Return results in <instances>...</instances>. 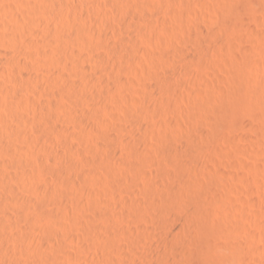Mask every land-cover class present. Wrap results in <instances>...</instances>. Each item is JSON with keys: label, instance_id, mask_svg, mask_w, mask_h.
Here are the masks:
<instances>
[{"label": "bare ground", "instance_id": "6f19581e", "mask_svg": "<svg viewBox=\"0 0 264 264\" xmlns=\"http://www.w3.org/2000/svg\"><path fill=\"white\" fill-rule=\"evenodd\" d=\"M253 24L264 0H0V264H258L228 196L264 146Z\"/></svg>", "mask_w": 264, "mask_h": 264}, {"label": "rangeland", "instance_id": "374dc122", "mask_svg": "<svg viewBox=\"0 0 264 264\" xmlns=\"http://www.w3.org/2000/svg\"><path fill=\"white\" fill-rule=\"evenodd\" d=\"M83 1V0H82ZM195 8H196V10H198L197 12H200L201 14H205L206 13V11L202 8V6H200V7H196L195 6ZM122 22V21H121ZM124 23V22H123ZM122 23V24H123ZM254 25V27H255V29L257 30V31H259V32H263V37H264V27L262 26L261 27V25H258L257 27H256V24H253ZM261 29V30H260ZM262 37V41L264 42V38ZM220 45V44H219ZM188 52H189V50H187ZM263 58V59H262ZM258 59V60H257ZM256 60L257 61H259V64H260V69L259 70H257V71H255L254 73H252L251 74V79H249V81H250V84H245L244 82H241V81H239V88L240 87H242L241 89H243V87H245V89H246V87H247V85H248V87H251V88H253V89H259V87L258 86H261V84H262V86H264V53L262 54V53H260L258 56H256ZM172 67H173V65L171 64H169L168 65V69H169V71H174V68L172 69ZM220 73V71H218V73L217 74H219ZM112 74V72H110V75ZM221 74H224L223 72H221ZM219 76L220 77H223L224 75H220L219 74ZM177 78H178V76H177ZM181 78V79H180ZM184 78V77H183ZM260 78V80H258ZM180 80H184V79H182V76H180L179 77V79L177 80L176 79V77H175V81H180ZM259 81H261V82H259ZM256 82H259V83H257L256 84ZM245 84V85H244ZM259 84V85H258ZM249 85H251V86H249ZM258 85V86H257ZM260 89H261V87H260ZM21 93H22V91H20ZM122 115V113H119V116H121ZM122 117V116H121ZM22 123H24V121L22 120ZM23 129H25V126H23ZM33 129L34 130H37L36 128H34L33 127ZM32 129V127L31 128H29V130H33ZM245 131H247V132H245L244 133V131L241 133L242 135H248L249 136V133L250 132H252V131H250V130H245ZM249 132V133H248ZM251 135V134H250ZM253 135H255L254 133L251 135V136H249V139H251V137H252V139L251 140H249L248 138H247V140L249 141H247L245 138V140H239V141H237V145L238 146H240V147H242L241 148V152H239V155L237 156V159L239 160H241L242 162L241 163H245V165H243V166H239V169H238V171H237V169L235 170H233V171H235L236 173H239V175L241 176H243L245 179H246V181L248 182V183H252V184H248V188L247 189H250V190H252L253 188V190H252V192L255 194H253L252 192H247L246 191V193H247V195L245 194V193H237V192H234V194L232 193L231 194V191L228 193L229 195V198L230 199H232V200H237L239 203H242V204H245V203H243V201L244 200H246V202H254L253 200L255 199V200H257L256 201V206H255V210L257 211L256 213L257 214H259V218L262 220L260 223L262 224H264V146L262 147V145L261 144H259L258 143V141H257V139H255L256 137V135L255 136H253ZM45 138L46 137H44V138H42V142H44L45 141ZM47 140H48V138H47ZM49 141V140H48ZM48 141H45L46 143L48 142ZM251 141V142H250ZM50 142V141H49ZM48 142V143H49ZM257 142V143H256ZM50 143H52V142H50ZM54 144V143H53ZM57 145V144H56ZM56 145H54V147L56 146ZM224 147H226L227 145L225 144L224 145V143L222 144ZM243 145V146H242ZM257 145V146H256ZM260 145V146H259ZM249 146V147H248ZM56 147H58V149H59V146H56ZM57 149V148H56ZM245 149V150H244ZM250 149V150H249ZM252 150V151H251ZM257 150V151H256ZM49 158H51V161H50V159H48L49 160V162H50V164H55V162H53L54 160V154H51V156L49 157ZM225 162H227V160L225 161ZM228 164H229V162H227ZM251 164V165H250ZM227 165V164H226ZM250 165V166H249ZM260 165V166H259ZM245 166H247V167H245ZM252 168L251 170L249 169V168ZM229 168H232V167H230L229 166ZM254 168V169H253ZM240 169H242L241 171H240ZM244 169H246V170H244ZM249 169V170H248ZM232 170V169H231ZM248 170V171H247ZM251 172V173H250ZM49 174H51V173H49ZM52 175V174H51ZM252 175V176H251ZM71 175L70 174H67L66 175V177L67 178H69ZM254 183H255V185H254ZM250 187V188H249ZM256 188V189H255ZM259 192V193H258ZM237 193V194H236ZM249 193V194H248ZM240 194V195H239ZM232 195V196H231ZM238 195V196H237ZM243 195V196H242ZM244 195H246V196H244ZM250 195V196H249ZM253 195V196H252ZM257 195V196H256ZM263 195V196H262ZM253 198H252V197ZM235 197V198H234ZM251 197V198H250ZM259 197H261V198H259ZM234 198V199H233ZM238 198V199H237ZM240 198V199H239ZM250 198V199H249ZM243 201H242V200ZM252 199V200H251ZM242 202H241V201ZM245 202V201H244ZM262 202V203H261ZM247 204V203H246ZM258 205V206H257ZM260 205V206H259ZM240 207V206H239ZM237 208L238 209V211H237V209H234L233 208V212H234V215H239V216H241V214L243 213V209L241 208ZM259 207V208H258ZM258 208V209H257ZM240 210H241V212H240ZM236 215V216H237ZM262 216V217H261ZM262 229V230H261ZM260 231H261V234H259L258 236H259V239H258V241L256 242V245H257V248H259V251L261 252V255H260V252H259V254L257 255V259H258V264H264V247H262V246H264V227L262 228V227H260V229H259ZM260 231H258V233H260ZM77 232H80V234L82 233L81 231H77ZM260 235H261V237H260ZM263 235V236H262ZM241 238L244 236V235H239ZM259 242V243H258ZM261 245V246H260ZM74 248H76L75 246H72V250H74ZM125 251L127 252V249H125ZM263 253V254H262ZM127 254H128V257L126 258V256H125V259H124V256L122 257V258H120V257H116V260L119 262V263H121L122 261L123 262H125V261H129L128 260V258H129V253L127 252ZM262 256V257H261ZM83 257H87L88 259H89V263L90 264H97V262H98V260H96L97 258H95V255L90 251H88V252H85L84 254H83ZM130 258H131V261L130 262H132V261H134V258H133V256L131 255L130 256ZM129 258V259H130ZM121 260V261H120ZM263 260V261H262ZM262 261V262H261ZM99 264V263H98ZM100 264H106L105 262H103V263H100Z\"/></svg>", "mask_w": 264, "mask_h": 264}]
</instances>
